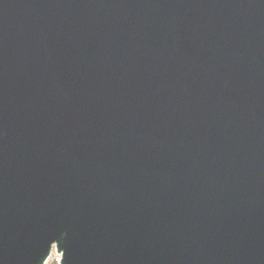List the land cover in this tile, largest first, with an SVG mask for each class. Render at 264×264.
<instances>
[{"label":"water","instance_id":"obj_1","mask_svg":"<svg viewBox=\"0 0 264 264\" xmlns=\"http://www.w3.org/2000/svg\"><path fill=\"white\" fill-rule=\"evenodd\" d=\"M264 264V0H0V264Z\"/></svg>","mask_w":264,"mask_h":264},{"label":"rangeland","instance_id":"obj_2","mask_svg":"<svg viewBox=\"0 0 264 264\" xmlns=\"http://www.w3.org/2000/svg\"><path fill=\"white\" fill-rule=\"evenodd\" d=\"M60 256L56 253V251H53V254L47 261V264H59Z\"/></svg>","mask_w":264,"mask_h":264}]
</instances>
